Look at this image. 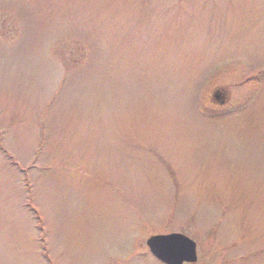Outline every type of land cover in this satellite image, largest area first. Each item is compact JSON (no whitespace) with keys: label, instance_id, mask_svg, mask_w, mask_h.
<instances>
[{"label":"rangeland","instance_id":"1","mask_svg":"<svg viewBox=\"0 0 264 264\" xmlns=\"http://www.w3.org/2000/svg\"><path fill=\"white\" fill-rule=\"evenodd\" d=\"M171 233L264 264V0H0V264Z\"/></svg>","mask_w":264,"mask_h":264},{"label":"water","instance_id":"2","mask_svg":"<svg viewBox=\"0 0 264 264\" xmlns=\"http://www.w3.org/2000/svg\"><path fill=\"white\" fill-rule=\"evenodd\" d=\"M219 93L214 98L218 100ZM146 246L153 258L161 264H195L198 261L197 245L181 233L153 235Z\"/></svg>","mask_w":264,"mask_h":264}]
</instances>
